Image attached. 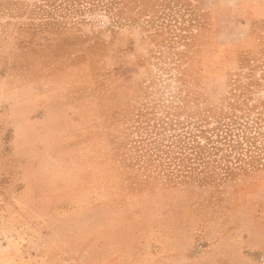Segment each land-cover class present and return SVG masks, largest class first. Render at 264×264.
I'll return each mask as SVG.
<instances>
[{
    "label": "rangeland",
    "instance_id": "374dc122",
    "mask_svg": "<svg viewBox=\"0 0 264 264\" xmlns=\"http://www.w3.org/2000/svg\"><path fill=\"white\" fill-rule=\"evenodd\" d=\"M62 1L0 0V244L22 264H264V0ZM197 128L223 148L169 166ZM227 129L259 150L226 156Z\"/></svg>",
    "mask_w": 264,
    "mask_h": 264
},
{
    "label": "trees",
    "instance_id": "16d2710c",
    "mask_svg": "<svg viewBox=\"0 0 264 264\" xmlns=\"http://www.w3.org/2000/svg\"><path fill=\"white\" fill-rule=\"evenodd\" d=\"M49 2H52L53 0H48ZM69 1L67 4L63 7L62 5L64 4L60 2L58 6L61 8L63 7L65 10H77V6L75 4L77 3L75 0H65ZM55 3V1H54ZM49 13L50 10H44ZM202 127V125H201ZM218 129H221V127H217ZM211 129V131L215 132L217 129ZM199 133L197 132H191L187 131L189 135H185V138H181L178 140V144H176V147L172 149H168L163 153H166L164 157V161L168 162L169 166L175 165L174 168H178V170H181L182 167H191L192 169L199 168V167H204L207 168V166L211 163V160L207 159L211 156L217 155L218 151L223 148V146H219L218 144H215V142H218L221 140L220 139H214L211 138L210 136H206L207 142L205 144H202L201 141L199 140L198 136L200 134H204V129L202 128H197ZM208 130V129H207ZM210 131V129H209ZM229 129L225 130V135H220V133H217L216 136H223L225 139L224 145H226V151H228L230 154H225L226 156L231 155V152L233 150L237 149L238 154H242L243 152L249 156H252V151H258L259 146L256 143V140L247 134L244 133L243 135H237L235 133H229ZM247 132V131H246ZM238 136V137H237ZM239 138H242V140L239 141ZM223 140V139H222ZM236 140L238 143H234L233 141ZM244 143H246L245 146ZM241 150V151H239ZM164 151V150H163ZM225 155L223 157H225ZM220 159L213 158L212 162H217ZM229 160V159H228ZM229 162H232L229 160ZM195 164V166H194ZM223 164V165H220ZM220 166H223V169L225 171H228L231 169V164L228 162H223L219 163ZM184 170V169H183Z\"/></svg>",
    "mask_w": 264,
    "mask_h": 264
},
{
    "label": "crops",
    "instance_id": "0c3cea01",
    "mask_svg": "<svg viewBox=\"0 0 264 264\" xmlns=\"http://www.w3.org/2000/svg\"><path fill=\"white\" fill-rule=\"evenodd\" d=\"M18 248V247H16ZM18 249H11V246L6 243L0 244V264H22L19 257Z\"/></svg>",
    "mask_w": 264,
    "mask_h": 264
}]
</instances>
